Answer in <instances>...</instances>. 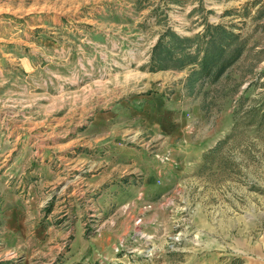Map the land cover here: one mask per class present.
I'll list each match as a JSON object with an SVG mask.
<instances>
[{
  "label": "rangeland",
  "instance_id": "obj_1",
  "mask_svg": "<svg viewBox=\"0 0 264 264\" xmlns=\"http://www.w3.org/2000/svg\"><path fill=\"white\" fill-rule=\"evenodd\" d=\"M23 1L32 6L13 18L33 71L0 77V264H254L264 248V0ZM208 23L238 35L241 56L223 75L194 62L152 69L167 30L190 37L193 54ZM118 161L170 184L111 248L129 209L84 189Z\"/></svg>",
  "mask_w": 264,
  "mask_h": 264
},
{
  "label": "crops",
  "instance_id": "obj_2",
  "mask_svg": "<svg viewBox=\"0 0 264 264\" xmlns=\"http://www.w3.org/2000/svg\"><path fill=\"white\" fill-rule=\"evenodd\" d=\"M22 6L30 7L32 6V2L26 5L25 1L22 3V0H0V77L5 71H10L12 68L13 75L16 71L21 72L23 68L27 72L33 71L29 64L23 63V61H27V58L23 57L21 46L22 42L27 40V37H22L18 31H15V23H20L21 21V14L18 11ZM16 15L19 18L17 22H15L16 18H13ZM28 22L33 25L32 20ZM7 42H13V47L7 49ZM5 64L8 65L6 66ZM6 67H9V69L7 70ZM101 168L99 167L98 172L94 173L90 181L85 183L84 193L88 191L91 194L99 192L100 194L97 195L99 204L101 200H113L117 202V210L121 206H126L130 213V215L126 216L131 217L128 220L124 214L119 212L118 216L125 218L119 219L118 224L112 226L113 235L111 236H113V239L110 241V243L113 242L112 248L122 237L128 236L135 228L133 224H130V221L142 211L143 201L150 198H158L162 194H165L170 183L148 175L142 167L140 168L128 161L123 163L122 161L114 162L103 169ZM142 172L143 176L138 177L137 174ZM150 221V219L147 220L148 223ZM146 230L154 232L157 229L154 226H149ZM254 248L256 251L258 249L261 251V255L259 254L257 257L258 259L255 257L254 264H264V248L260 245L259 247L255 245Z\"/></svg>",
  "mask_w": 264,
  "mask_h": 264
},
{
  "label": "trees",
  "instance_id": "obj_3",
  "mask_svg": "<svg viewBox=\"0 0 264 264\" xmlns=\"http://www.w3.org/2000/svg\"><path fill=\"white\" fill-rule=\"evenodd\" d=\"M167 37L171 39L168 40ZM201 37L206 46L198 44L197 52L192 54L187 51L192 47L190 37L182 36L171 29L167 30L154 46L152 69L182 68L187 62H194L200 66L198 73L210 76L215 72L216 78H219L227 67L241 56V48L236 45L237 33L227 29L223 24L208 23ZM177 52H180V57L175 56ZM200 52L202 56L199 55Z\"/></svg>",
  "mask_w": 264,
  "mask_h": 264
},
{
  "label": "built area",
  "instance_id": "obj_4",
  "mask_svg": "<svg viewBox=\"0 0 264 264\" xmlns=\"http://www.w3.org/2000/svg\"><path fill=\"white\" fill-rule=\"evenodd\" d=\"M180 239H181L180 237L174 238L175 241H180Z\"/></svg>",
  "mask_w": 264,
  "mask_h": 264
}]
</instances>
